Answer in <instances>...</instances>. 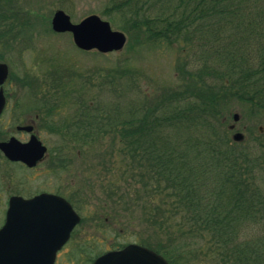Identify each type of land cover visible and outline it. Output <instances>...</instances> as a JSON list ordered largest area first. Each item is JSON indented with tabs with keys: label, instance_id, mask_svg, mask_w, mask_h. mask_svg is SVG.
<instances>
[{
	"label": "rangeland",
	"instance_id": "rangeland-1",
	"mask_svg": "<svg viewBox=\"0 0 264 264\" xmlns=\"http://www.w3.org/2000/svg\"><path fill=\"white\" fill-rule=\"evenodd\" d=\"M116 1L121 0H0V23L4 19L9 24L10 37L7 48L0 44V56L5 55L4 61L9 65L8 80L3 86L9 96L4 115L7 120L3 122L13 126L14 123L10 122L32 118L38 113V123L40 120L43 124L39 128L40 139L50 147L53 156L55 150L56 155L61 156L56 167L50 164L47 169V163V167H41L39 172L35 169L29 173L0 161L3 171L6 165L8 167L2 183L14 178L11 186L0 194V201L19 187L16 182L24 184L22 188L26 196L49 190L57 191L69 200L80 221L69 242L57 253L54 264H91L97 255L121 245L141 241L165 243L161 229L149 223L142 214L141 205L123 210L118 195L114 196L115 201L106 197L109 184L114 185L110 180H114L115 185L126 184L119 169H125V174L128 172L117 152L120 146L116 136L117 121L123 122L131 116L143 117L156 105L181 95L185 86L197 81L198 69L206 78L213 74L212 66L223 72L225 65L216 63L219 61L216 46H226V38L235 34L239 39L245 23H251L252 18L246 13L236 18L235 24L229 21L221 27L217 41L210 39L212 34L208 33L200 37L197 34L190 42L181 39L172 44L153 42L145 32L131 27L132 23L123 12L110 10ZM58 9L67 13L74 23L90 14L109 21L112 29L125 34L124 46L106 53L78 48L71 33L52 30L51 17ZM148 11L154 14L157 7L151 3ZM237 19L241 20L239 24ZM262 21L263 18L261 24H264ZM221 50L225 51L226 47ZM250 56L256 59L259 54ZM227 105L220 110L223 123L220 119L214 131V142L218 137L236 142L235 151L238 154L245 152L249 160H254V164L248 166L255 170L256 183L264 194V110L251 107L235 97ZM19 107L25 112L23 115L16 114ZM87 108L98 119L105 118L113 124L97 140L86 142L82 136L88 129ZM234 113L239 115L237 121L233 120ZM72 123L77 126L72 127ZM232 124L234 128L229 129ZM162 129L165 135L169 134L167 128L166 131L164 127ZM77 131L80 133L75 134ZM237 131L243 134L240 141L232 139ZM173 133L176 136L172 138L169 134L170 139L182 148L181 133L179 130ZM222 147L228 149L227 145ZM205 177L208 183L214 181L213 174L208 173ZM133 184L134 187L140 186V183ZM3 219L4 213L1 212L0 223ZM263 230L264 222H250L242 238L256 239L264 233ZM80 244L86 251L80 253ZM199 245H203L200 253L195 248ZM196 246L171 255L175 263L216 264L221 260V256L209 250L211 244L206 247L203 241Z\"/></svg>",
	"mask_w": 264,
	"mask_h": 264
},
{
	"label": "trees",
	"instance_id": "trees-1",
	"mask_svg": "<svg viewBox=\"0 0 264 264\" xmlns=\"http://www.w3.org/2000/svg\"><path fill=\"white\" fill-rule=\"evenodd\" d=\"M151 3L157 7L154 14L148 11ZM110 10L123 12L131 27L145 32L151 41L171 44L180 39L194 41L197 34L208 33L217 41L222 26L229 21L235 24L246 13L251 15V23H245L239 39L235 34L224 40L226 46H216V63L225 65L223 72L212 66L213 74L206 78L198 69L197 81L185 86L181 95L156 105L143 117L117 121V152L128 172L119 169L126 184L115 185L110 180L114 185L109 184L106 197L115 201L118 195L123 210L141 205L144 217L161 229L166 240L139 244L171 264H176L171 255L203 241L221 256L216 264H264V233L255 240L242 238L247 224L264 222V212H258L264 211L263 190L256 183L255 170L248 166L254 160L245 152L238 154L236 142L220 137L214 142L213 138L217 124L223 123L220 110L233 97L264 110V1L121 0ZM253 53L259 57L253 59ZM86 112L88 129L82 137L86 142L97 140L113 123L98 119L89 108ZM162 127L172 138L176 134L171 132L179 130L183 147H177ZM226 145L228 149H221ZM208 173L214 175L210 183L205 177ZM133 182L140 186L134 187ZM80 245V253L86 251ZM195 248L200 253L203 245Z\"/></svg>",
	"mask_w": 264,
	"mask_h": 264
},
{
	"label": "water",
	"instance_id": "water-1",
	"mask_svg": "<svg viewBox=\"0 0 264 264\" xmlns=\"http://www.w3.org/2000/svg\"><path fill=\"white\" fill-rule=\"evenodd\" d=\"M55 32H69L73 43L82 50L99 52L120 50L126 41L125 34L111 28L110 22L90 14L74 23L63 10H56L51 17ZM8 74L7 66L0 63V85ZM4 96L0 89V109ZM239 115L233 114L237 121ZM230 125L229 128H233ZM260 130L263 128L260 127ZM33 138V137H32ZM234 141L243 139L241 132L232 135ZM36 147L35 158L42 156L45 147L37 139L20 144L11 140L1 142L0 148L8 158L30 164L26 154L29 145ZM12 146V149H11ZM80 216L63 197L40 193L30 198L12 196L9 199L5 220L0 227V264H54L58 250L68 241ZM91 264H170L161 254L137 243L108 250L97 256Z\"/></svg>",
	"mask_w": 264,
	"mask_h": 264
},
{
	"label": "flooded vegetation",
	"instance_id": "flooded-vegetation-1",
	"mask_svg": "<svg viewBox=\"0 0 264 264\" xmlns=\"http://www.w3.org/2000/svg\"><path fill=\"white\" fill-rule=\"evenodd\" d=\"M1 21H3V22L0 23V26L2 25L3 28L0 27V37H2V40L0 39V44L1 45L3 44V46L5 48H7L9 46V43H10V40H9L10 37H8L9 24H7L4 19ZM55 33H69V32H55ZM4 58H5V55L0 56V63L6 64L8 74H7L5 81L0 85V89H2V93L4 96L3 106L0 109V143L1 142H10L11 140H13V141L18 142L20 144H24V143H28L31 139H35V140L37 139L45 147V150H44L41 157L34 159V157L36 155V152H35L36 147L33 144L29 145L27 147L28 152L26 154L27 160L30 163V164H28L22 160H12V159L8 158L7 155L5 154V152L0 148V158H1L0 161L3 163L5 162L7 165H16L22 171H26L28 173H29V171H32L35 169H37L39 172L41 167H43V166L47 167V163H48L47 169L50 168L49 167L50 164L52 165L51 167H56L57 166L56 163L60 164V162H61V156H60V154L56 155L55 152H57V150L54 151V156H53V153L50 151V147L48 145H46L40 139V136H39V130L40 129L39 128H40V126H43V124L41 125L40 120L38 123V119H39L38 113H36L34 115V117H32V118L26 117L25 120H21V121L15 120L14 122H10V123H14L13 126H8L7 122H3L5 119L4 118V115L6 112L5 109L7 108L8 97H9L6 89L3 87L4 83L8 80V76H9V65L7 62L4 61ZM19 104L21 105V103H19ZM24 113L25 112L20 107L18 108V110L16 112V114H18V115H23ZM5 120H7V119H5ZM68 127L69 126L67 125L66 128H68ZM51 128H53V127H51ZM68 129L70 130V128H68ZM11 149H12V146H11ZM58 150L60 151L61 149L59 148ZM59 164H58V166H59ZM7 165H6V167H4V171L2 170V167L0 168V170H1V173H0V194L3 193V190H6L7 187L11 186L12 180L14 179L13 178L12 180H10L4 184L2 183V179L6 178V175H7V171H8ZM16 183L19 185V187L11 190L9 195L6 196V199L3 198V201H0V205L3 203V207L0 208V213L1 212L4 213V219H3V221L1 220L2 223H0V227L4 223L5 214H6V211L8 208L9 199L12 196H20L23 198H30V197H33V196L40 194V193H52V194H56V195L63 197L65 200H67L69 202V200L66 197H64L63 195H61L57 191L41 190V191L34 192V194H32V195L29 194L26 196V192H24L23 188H22L24 186V184L22 182H16ZM1 199L2 198H0V200ZM70 238H71V236L69 237L68 241L62 246V248L66 246V244L69 242Z\"/></svg>",
	"mask_w": 264,
	"mask_h": 264
}]
</instances>
